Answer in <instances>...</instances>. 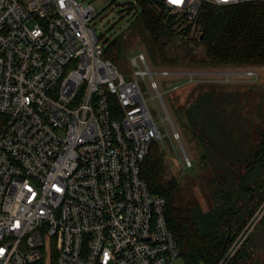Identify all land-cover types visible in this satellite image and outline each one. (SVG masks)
<instances>
[{"label": "built area", "instance_id": "built-area-1", "mask_svg": "<svg viewBox=\"0 0 264 264\" xmlns=\"http://www.w3.org/2000/svg\"><path fill=\"white\" fill-rule=\"evenodd\" d=\"M256 1L161 0L189 18L202 3ZM95 14L83 0H0V264L181 258L166 199L141 176L167 138L182 169L194 165L156 79L171 71L139 51L123 73L103 57ZM263 214L264 201L248 232Z\"/></svg>", "mask_w": 264, "mask_h": 264}, {"label": "trees", "instance_id": "trees-1", "mask_svg": "<svg viewBox=\"0 0 264 264\" xmlns=\"http://www.w3.org/2000/svg\"><path fill=\"white\" fill-rule=\"evenodd\" d=\"M134 1L155 65L256 66L264 73V2L202 3L193 18L183 15L190 20L183 32L161 0ZM193 25L199 36L187 38ZM191 42L202 48V57ZM123 44L111 43L103 57L116 64ZM180 109L181 124L197 149L198 171L181 178L172 173L158 141L141 167L150 190L166 199V219L180 256L185 264H219L241 240L226 264H257L264 214L248 229L264 201V91L201 85L192 88Z\"/></svg>", "mask_w": 264, "mask_h": 264}, {"label": "rangeland", "instance_id": "rangeland-1", "mask_svg": "<svg viewBox=\"0 0 264 264\" xmlns=\"http://www.w3.org/2000/svg\"><path fill=\"white\" fill-rule=\"evenodd\" d=\"M85 3L90 2L96 8L95 17L91 23L92 28L102 37L104 48L111 43L124 40L121 50V56L116 63L120 70L125 74H130L132 65L130 59L139 51H148L143 42L142 20L139 16L138 9L134 6V0H83ZM158 6V5H157ZM161 7V6H160ZM160 7H157L159 10ZM169 16L175 21L174 26H178L183 32L190 20L178 12L168 11ZM200 29L193 25L190 32L185 35L188 37H198ZM181 35H177V38ZM185 37V38H186ZM191 40V39H189ZM180 42L179 39L176 40ZM194 46V53L202 57L203 50L200 46L191 42ZM149 56V55H148ZM150 59V57H149ZM151 66L154 70H169V75H157L160 90L163 92L167 108L171 113L176 126L182 135V142L193 158L194 165L192 168L183 170L178 162V155L173 150V143L169 138L164 140V144L158 141L167 154V160L171 165V172L176 173L180 178L185 174H195L198 171L199 159L195 143L190 141L186 128L181 124L180 103L184 104L188 93L192 88L203 85L209 88L215 85L217 88H256L257 92L264 91V73L256 66H213V65H190L179 64L173 66L155 65L150 59ZM156 111L154 110V113ZM157 118V114H155ZM262 204V203H261ZM260 207V206H259ZM245 236L242 237V240ZM241 243V240L239 241ZM235 244V243H234ZM230 246L229 250L234 247ZM257 254V264H264V248H260ZM176 264H185L182 258L176 260ZM223 264H226L224 260Z\"/></svg>", "mask_w": 264, "mask_h": 264}, {"label": "snow or ice", "instance_id": "snow-or-ice-1", "mask_svg": "<svg viewBox=\"0 0 264 264\" xmlns=\"http://www.w3.org/2000/svg\"><path fill=\"white\" fill-rule=\"evenodd\" d=\"M172 3H179L180 0H171Z\"/></svg>", "mask_w": 264, "mask_h": 264}, {"label": "water", "instance_id": "water-1", "mask_svg": "<svg viewBox=\"0 0 264 264\" xmlns=\"http://www.w3.org/2000/svg\"><path fill=\"white\" fill-rule=\"evenodd\" d=\"M225 258L227 259V261H228V260H229V258H230V257L228 256V254H227V253L225 254Z\"/></svg>", "mask_w": 264, "mask_h": 264}]
</instances>
